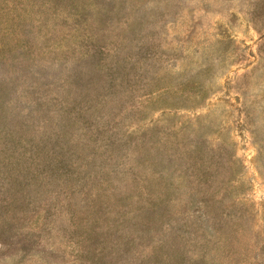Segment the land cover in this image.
Segmentation results:
<instances>
[{"label":"rangeland","instance_id":"rangeland-1","mask_svg":"<svg viewBox=\"0 0 264 264\" xmlns=\"http://www.w3.org/2000/svg\"><path fill=\"white\" fill-rule=\"evenodd\" d=\"M0 264H264V0H0Z\"/></svg>","mask_w":264,"mask_h":264}]
</instances>
